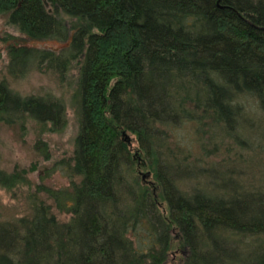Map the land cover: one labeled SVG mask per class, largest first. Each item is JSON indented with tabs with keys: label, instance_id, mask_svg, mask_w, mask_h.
<instances>
[{
	"label": "trees",
	"instance_id": "obj_1",
	"mask_svg": "<svg viewBox=\"0 0 264 264\" xmlns=\"http://www.w3.org/2000/svg\"><path fill=\"white\" fill-rule=\"evenodd\" d=\"M0 12L32 39L67 42L12 44L10 73L80 62L71 219L36 206L0 221V264H167L173 239L181 264H264V194L186 191L166 162L172 126L236 131L247 98L264 113V0H0ZM26 119L61 128L65 103L0 80V122ZM22 178L0 167V184Z\"/></svg>",
	"mask_w": 264,
	"mask_h": 264
},
{
	"label": "rangeland",
	"instance_id": "obj_2",
	"mask_svg": "<svg viewBox=\"0 0 264 264\" xmlns=\"http://www.w3.org/2000/svg\"><path fill=\"white\" fill-rule=\"evenodd\" d=\"M12 44L59 50L67 42L32 39L9 23L6 13L0 12V80H6L23 95L61 98L66 107V122L61 128L33 119L0 122V167L23 175L14 185L0 184V221L31 218L35 207L43 206L60 222H67L72 216L67 202L71 203L74 178L70 165H73L80 130L77 111L80 62L74 61L63 74L53 68L35 67L24 76H16L9 71ZM241 102L245 110L236 131H222L210 119L202 125L189 121L167 130V152L170 155L166 162L173 168L182 189L188 191L199 186L223 190L224 185L231 182L237 185L241 194H264V113L254 99ZM129 135L130 145L137 153L136 136L131 132ZM139 162L142 160L136 159V164ZM137 170L143 183L154 186L158 192L148 166H137ZM206 176L208 178H203ZM75 177L80 180L79 176ZM215 178H220L216 180L218 186L212 184ZM173 233L175 235L177 231ZM171 249L167 264H181L186 249L175 239Z\"/></svg>",
	"mask_w": 264,
	"mask_h": 264
}]
</instances>
